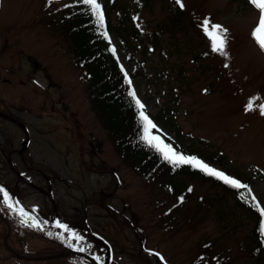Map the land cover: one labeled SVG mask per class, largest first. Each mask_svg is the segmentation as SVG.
Segmentation results:
<instances>
[{
  "label": "rangeland",
  "instance_id": "374dc122",
  "mask_svg": "<svg viewBox=\"0 0 264 264\" xmlns=\"http://www.w3.org/2000/svg\"><path fill=\"white\" fill-rule=\"evenodd\" d=\"M68 1L0 0V182L51 219L71 251L63 264H254L243 245L255 219L231 193L184 176V197H175L114 151L56 24ZM116 1L110 22L122 6L141 32L131 38L135 74L115 33L109 44L144 114L168 137L153 117L171 116L209 167L248 176L264 210L259 10L250 0ZM205 19L209 31L227 30L223 53L212 50ZM37 233L0 221V264H46L36 250L52 244Z\"/></svg>",
  "mask_w": 264,
  "mask_h": 264
},
{
  "label": "trees",
  "instance_id": "16d2710c",
  "mask_svg": "<svg viewBox=\"0 0 264 264\" xmlns=\"http://www.w3.org/2000/svg\"><path fill=\"white\" fill-rule=\"evenodd\" d=\"M104 1L97 0L104 17L103 25L99 23L93 7L84 3L83 0H69L63 15L58 18L56 24L60 25L62 34L71 47L75 66L87 84L91 108L102 127L107 130L114 151L119 154L125 165L141 176L144 181L162 185L167 191L173 192L175 197L181 199L184 197V190L180 188L182 187L181 181L177 179L184 176L200 179L203 182L208 181L213 186L219 185L224 192L231 193L236 204L255 219V224L250 228L247 237L248 242L243 247L254 264H264V231L261 227L263 219L260 208L258 210L248 191L246 180L249 177L236 171L233 177L241 186L233 187L215 176L207 175L198 167L189 164H172L165 160L162 153L158 152L155 147L150 146L141 138L144 135V122L140 118L141 109L137 107L136 99L130 95L132 88L128 75L116 63L111 45L108 44L109 35L115 33L119 38L121 48L128 54L129 60L134 61L133 72L135 74L139 64H136L133 57L135 47L131 38L140 37L141 32L136 29L128 9L122 6L116 10L119 15L117 23L110 22L108 11L111 7H117V1ZM154 119L157 122L158 119L162 121L163 125L173 132V136L170 137L161 135L159 132L158 137L161 141L173 145L180 154L204 159L201 151L184 144L182 129L177 126L171 116L160 114L157 119L155 117ZM152 134L155 135V133ZM209 158L212 161L216 160L215 157ZM187 189L190 190V188ZM5 192L8 193L7 198H5ZM14 194L16 195L14 189L5 182H0V221H4L11 227L14 221L19 229L36 230L40 237L48 239L52 244L48 245L50 247L45 250L44 248L36 250L40 255L39 258L46 264L67 262L71 251L63 245L64 238H61L58 232L55 233L51 219L44 217V214L38 210L32 211L22 206ZM51 233L53 236H50ZM8 237V235L5 236L4 240ZM7 248L15 255L16 251L10 246Z\"/></svg>",
  "mask_w": 264,
  "mask_h": 264
},
{
  "label": "snow or ice",
  "instance_id": "6c2138e0",
  "mask_svg": "<svg viewBox=\"0 0 264 264\" xmlns=\"http://www.w3.org/2000/svg\"><path fill=\"white\" fill-rule=\"evenodd\" d=\"M84 3L90 4L95 10L98 21L101 25L104 23L103 13L100 11L99 3L97 0H83ZM180 4V0H176ZM250 2L259 10V20L257 26L253 29V38L256 40L258 45L264 49V0H250ZM183 7V5H180ZM205 33L212 39V50L219 51L223 53L225 42H226V29H222L220 25L212 24L211 31H209L208 25L209 21L207 19L203 22ZM130 95L135 98V93H130ZM136 105L138 108L143 109L144 105L141 104L139 100H136ZM249 110L251 105H248ZM261 114L264 115V106H261ZM140 118L144 122V135L141 137L144 139L150 146L155 147L156 150L162 153L165 160L171 162L174 165L180 164H189L193 167H198L201 171L205 172L209 176H215L217 179L223 180L226 184H231L233 187H240L241 185L235 179H231L221 171H217L208 166V164L201 162L194 156H185L177 152L175 147L171 144L164 143L159 139L157 135L152 134L151 130L156 128V125L152 123L151 120L144 114L143 111L140 112ZM5 198L8 197V193H4ZM11 207V205H9ZM259 210V205H257ZM260 214L264 216V210L260 211ZM23 223V221H22ZM62 226V225H61ZM66 227V226H65ZM264 227V225H262ZM83 250V249H81Z\"/></svg>",
  "mask_w": 264,
  "mask_h": 264
}]
</instances>
